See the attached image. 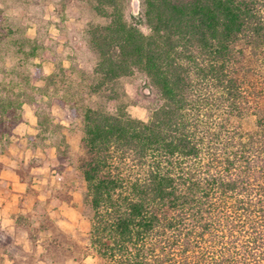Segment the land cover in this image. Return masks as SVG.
<instances>
[{"label":"trees","instance_id":"1","mask_svg":"<svg viewBox=\"0 0 264 264\" xmlns=\"http://www.w3.org/2000/svg\"><path fill=\"white\" fill-rule=\"evenodd\" d=\"M119 1L98 0L93 88L139 71L162 102L147 121L84 108L89 248L100 264H264V0H141L148 34ZM48 49L0 13V141L67 77L41 75Z\"/></svg>","mask_w":264,"mask_h":264},{"label":"rangeland","instance_id":"2","mask_svg":"<svg viewBox=\"0 0 264 264\" xmlns=\"http://www.w3.org/2000/svg\"><path fill=\"white\" fill-rule=\"evenodd\" d=\"M119 3L128 23L148 34L142 1ZM0 13L13 17L16 25L49 48L46 57L35 60L41 65L43 77L59 73L61 67L68 71L67 77L56 78L55 83L46 87L43 79L37 81L48 95L42 97L37 93L38 101L25 105V122L26 114L37 122L34 133L28 135V143L36 152L22 171L30 175L31 166L44 168V172L35 170L32 175L44 181L36 184L44 188L46 198H37L34 212L26 216L36 229L33 233L37 240L30 241L28 246L4 248L3 252L11 254H2L0 264H53L52 256L56 257L54 264H100L88 246L90 221L80 166L89 155L83 141L82 112L85 107L112 114L122 110L147 121L162 102L160 95L139 71L110 81L100 91L94 90L101 76L96 73L99 56L92 43L95 31L109 23L108 15L112 13L98 0H0ZM37 112L42 115L44 126L38 125ZM244 125L254 128L255 117L245 120ZM16 128L11 136L0 141V148L15 141ZM43 175L45 179L41 178ZM55 238L60 242L57 249L50 245Z\"/></svg>","mask_w":264,"mask_h":264},{"label":"crops","instance_id":"3","mask_svg":"<svg viewBox=\"0 0 264 264\" xmlns=\"http://www.w3.org/2000/svg\"><path fill=\"white\" fill-rule=\"evenodd\" d=\"M26 117L27 122L16 128L13 136L15 143L0 150V256L11 254L2 251L6 247L12 249L21 244L28 246L29 233L17 223L21 221V217L34 212L37 198H46L44 190L42 191L44 188L36 184L44 181L32 175L35 170L44 172V168L31 166L30 175L22 171V167L36 152L28 143V135L34 133L37 122L27 114ZM20 131L24 133L21 134ZM44 177L41 176L42 179H45ZM61 214H64L63 211Z\"/></svg>","mask_w":264,"mask_h":264}]
</instances>
